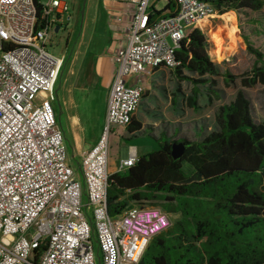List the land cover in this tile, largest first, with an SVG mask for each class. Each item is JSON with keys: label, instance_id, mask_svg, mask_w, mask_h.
<instances>
[{"label": "built area", "instance_id": "built-area-1", "mask_svg": "<svg viewBox=\"0 0 264 264\" xmlns=\"http://www.w3.org/2000/svg\"><path fill=\"white\" fill-rule=\"evenodd\" d=\"M122 1L129 18L125 42L113 56L104 122L80 157L84 198L53 107L63 58L45 44L48 29L69 7L62 0H0V264H97V258L137 264L150 239L169 226L159 208L107 213L109 138L130 124L144 79L159 67L177 66L174 51L186 30L214 11L203 0H165L173 11L155 16L151 0ZM135 160H122L118 171Z\"/></svg>", "mask_w": 264, "mask_h": 264}, {"label": "trees", "instance_id": "trees-1", "mask_svg": "<svg viewBox=\"0 0 264 264\" xmlns=\"http://www.w3.org/2000/svg\"><path fill=\"white\" fill-rule=\"evenodd\" d=\"M203 1L217 15L264 8V0ZM169 7L167 3L156 11L150 4L155 16ZM198 27L186 30L174 51L178 65L173 68L177 77L191 84L185 103L194 111L200 88L213 94L219 76ZM242 39L254 59L250 70L239 78L240 86H264V53L246 37ZM70 58L71 49L63 58L60 76ZM232 79L224 73V85ZM214 122L216 128L195 141L182 140L186 146L180 158L170 156L175 141L160 137L155 150L137 157L131 167L108 175L110 216L143 203L177 215L174 220L169 217V226L150 239L137 264H264V123L252 119L242 90L228 104L218 106ZM128 130H134L132 125Z\"/></svg>", "mask_w": 264, "mask_h": 264}, {"label": "rangeland", "instance_id": "rangeland-1", "mask_svg": "<svg viewBox=\"0 0 264 264\" xmlns=\"http://www.w3.org/2000/svg\"><path fill=\"white\" fill-rule=\"evenodd\" d=\"M46 1V0H42ZM67 3L69 13L58 20V31L55 33L56 27L52 26L48 29L45 36V44L47 50L55 57L64 55L65 47L70 49L74 42V56L70 61L64 74L58 78L54 89L53 107L56 112L57 122L61 126L64 137L70 141L73 138L72 129L68 124L67 115L76 113L79 116L80 128L84 130L80 134L77 129L75 133H79V138L84 141L94 140L99 133L98 122L103 109L101 99H97L90 103L91 100V82H77L78 72L77 63L81 59V55L86 49L91 51L93 43L88 38L85 24V10L87 3H97L98 0H86L83 8L82 16L81 1L82 0H62ZM153 9L156 11L162 10L165 5V0H151ZM231 13L234 19L229 14ZM208 23L200 28L204 33L208 42V56L210 60L218 67L219 76L216 77L217 87L213 94H206L205 88H200L201 92L197 98L196 111L189 108L185 99L190 94L191 84L184 81L177 94L176 108L178 133L171 135V140L181 141L182 139L196 140L206 133L214 130V114L218 106L228 104L234 97L237 90H242L245 97L249 101L250 113L252 119L256 123H264V86L256 84L250 88L240 86L239 78L247 73L252 65L253 56L246 51L245 43L242 37H246L248 42L257 50L264 53V8L258 12L249 10L235 13L233 11L222 15L213 14L207 18ZM204 24V23H203ZM227 73L233 77L232 83L224 85L223 75ZM185 75H189L184 73ZM169 75V74H168ZM165 75L168 80L165 81L168 90L171 91L172 77ZM76 86H78L76 88ZM88 89V90H87ZM167 92V93H168ZM160 100L164 104H160L161 111L170 113L168 110V100L162 97V93L156 90ZM166 93V94H167ZM208 98L211 99L208 102ZM69 100V101H68ZM68 101V102H67ZM70 104V106H69ZM77 135V134H76ZM144 145H150V138L145 140ZM66 145V144H65ZM68 160L70 165L75 164L74 158L71 157L70 147L66 145ZM113 158H117L116 148L112 147ZM137 206L159 208L156 205L149 203L139 204ZM174 220L177 216H169Z\"/></svg>", "mask_w": 264, "mask_h": 264}, {"label": "crops", "instance_id": "crops-1", "mask_svg": "<svg viewBox=\"0 0 264 264\" xmlns=\"http://www.w3.org/2000/svg\"><path fill=\"white\" fill-rule=\"evenodd\" d=\"M150 4L153 8V3ZM129 9L130 6L122 0H98L97 3L86 4L84 27L86 28V32H88L89 40L93 43V48L91 51H88L86 47L81 55L80 61L77 63V82L79 84L85 81L91 82V87L88 88L91 90L90 103H93L98 97V99L100 98L102 101L103 109L98 122L99 133L94 140L89 141L81 140L78 136L79 133H75L77 129H80V134L84 130L83 127L80 128L79 116L76 113L67 115L66 119L72 129L73 138L70 141L65 137V144H68L70 147L71 157L75 160V164L71 166L76 172L81 155L96 143L104 122L107 96L115 72L113 56L116 50L125 42L124 27L129 18ZM170 11H173L172 5L161 15H167ZM206 23H208V19L201 27H204ZM75 43L76 42H74L73 46L70 48V61L74 56ZM68 50L65 47L62 58H64ZM69 63L66 65L65 70ZM63 74L64 72L61 76ZM165 75L172 77V81L170 80L172 87L171 91H167L168 93L165 92L168 90L165 81H167L169 77L167 78ZM61 76L59 73V78ZM183 82V80L175 75L173 69L164 67L155 69L144 79L142 98L137 110L131 118L130 124L124 128H114L110 135L106 167L109 175L117 172L119 163L130 155H134L137 158L147 154L156 149V140L158 138L171 139V135H176L178 133L179 129L177 122L179 119L176 116V100L180 90L179 86H181ZM77 87L78 86H76V88ZM156 90L162 93V97L168 100V110L170 113L161 111L160 104L164 103L158 97ZM136 124L139 125V128ZM131 125L134 130L129 131L128 127ZM149 138L150 145H144L146 142L145 140ZM112 147L116 148L117 158H113Z\"/></svg>", "mask_w": 264, "mask_h": 264}, {"label": "water", "instance_id": "water-1", "mask_svg": "<svg viewBox=\"0 0 264 264\" xmlns=\"http://www.w3.org/2000/svg\"><path fill=\"white\" fill-rule=\"evenodd\" d=\"M85 2H86V0H82V2H81V8H82L81 11H80L81 16H82V13H83V8H84V6H85ZM57 31H58V27L56 26L55 29H54V32L56 33ZM62 61H63V60H62ZM58 78H59V77H58ZM57 81H58V79H57ZM56 120H57V117H56ZM57 123H58V122H57ZM58 125H59V127H60V124H59V123H58ZM60 129H61V128H60ZM61 131H62V130H61ZM63 138H64V142H65V137L63 136ZM185 146H186V144H185L182 140H181V141H177V142H173V143L171 144V146H170V156H171V158H172L173 160L180 158L181 155H182L183 152H184ZM76 170H77V173H78V176H79V179H80L81 185H82V189H83V197L85 198L84 183H83V179H82V175H81L80 167L77 166V169H76ZM88 220H89V222H90L89 217H88ZM90 224H91V222H90ZM93 241L96 242L95 239H93ZM96 253H98V248H97V247H96ZM97 264H100L98 258H97Z\"/></svg>", "mask_w": 264, "mask_h": 264}, {"label": "bare ground", "instance_id": "bare-ground-1", "mask_svg": "<svg viewBox=\"0 0 264 264\" xmlns=\"http://www.w3.org/2000/svg\"><path fill=\"white\" fill-rule=\"evenodd\" d=\"M206 20H207V18H206V19H203V20H201V21H199L197 25H198V26H201Z\"/></svg>", "mask_w": 264, "mask_h": 264}, {"label": "flooded vegetation", "instance_id": "flooded-vegetation-1", "mask_svg": "<svg viewBox=\"0 0 264 264\" xmlns=\"http://www.w3.org/2000/svg\"><path fill=\"white\" fill-rule=\"evenodd\" d=\"M82 2V1H81Z\"/></svg>", "mask_w": 264, "mask_h": 264}]
</instances>
